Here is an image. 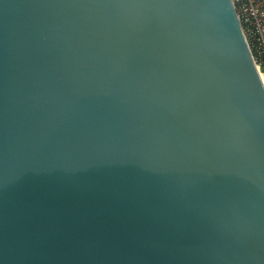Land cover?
Returning <instances> with one entry per match:
<instances>
[{"label": "water", "instance_id": "water-1", "mask_svg": "<svg viewBox=\"0 0 264 264\" xmlns=\"http://www.w3.org/2000/svg\"><path fill=\"white\" fill-rule=\"evenodd\" d=\"M0 264H264L232 0H0Z\"/></svg>", "mask_w": 264, "mask_h": 264}, {"label": "built area", "instance_id": "built-area-1", "mask_svg": "<svg viewBox=\"0 0 264 264\" xmlns=\"http://www.w3.org/2000/svg\"><path fill=\"white\" fill-rule=\"evenodd\" d=\"M264 82V0H232Z\"/></svg>", "mask_w": 264, "mask_h": 264}]
</instances>
